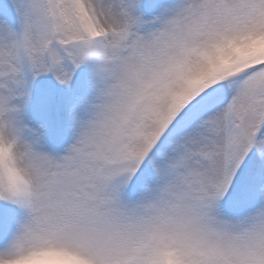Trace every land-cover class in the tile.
<instances>
[{"label":"snow or ice","instance_id":"snow-or-ice-1","mask_svg":"<svg viewBox=\"0 0 264 264\" xmlns=\"http://www.w3.org/2000/svg\"><path fill=\"white\" fill-rule=\"evenodd\" d=\"M51 75L75 141L43 150ZM0 264H264V0H0Z\"/></svg>","mask_w":264,"mask_h":264},{"label":"rangeland","instance_id":"rangeland-1","mask_svg":"<svg viewBox=\"0 0 264 264\" xmlns=\"http://www.w3.org/2000/svg\"><path fill=\"white\" fill-rule=\"evenodd\" d=\"M74 93L59 85L51 75L37 79L28 105L32 127L41 133L40 147L62 154L74 141L77 128L73 118Z\"/></svg>","mask_w":264,"mask_h":264},{"label":"clouds","instance_id":"clouds-1","mask_svg":"<svg viewBox=\"0 0 264 264\" xmlns=\"http://www.w3.org/2000/svg\"><path fill=\"white\" fill-rule=\"evenodd\" d=\"M11 135L0 130V158H5L9 154H19L21 150L18 146L12 144ZM55 256L54 264H86V262L75 255L71 254H53ZM17 264H40L34 257H25L17 261Z\"/></svg>","mask_w":264,"mask_h":264}]
</instances>
